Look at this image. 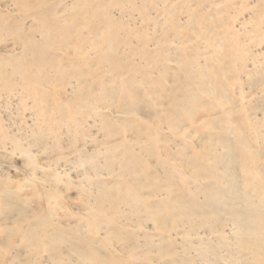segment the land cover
I'll list each match as a JSON object with an SVG mask.
<instances>
[{
	"label": "rangeland",
	"instance_id": "obj_1",
	"mask_svg": "<svg viewBox=\"0 0 264 264\" xmlns=\"http://www.w3.org/2000/svg\"><path fill=\"white\" fill-rule=\"evenodd\" d=\"M0 264H264V0H0Z\"/></svg>",
	"mask_w": 264,
	"mask_h": 264
}]
</instances>
